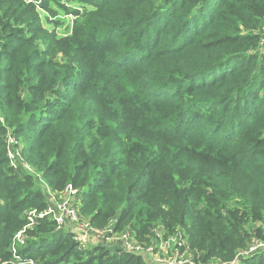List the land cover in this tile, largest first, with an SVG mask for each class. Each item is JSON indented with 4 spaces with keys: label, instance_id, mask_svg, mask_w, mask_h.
I'll return each mask as SVG.
<instances>
[{
    "label": "trees",
    "instance_id": "obj_1",
    "mask_svg": "<svg viewBox=\"0 0 264 264\" xmlns=\"http://www.w3.org/2000/svg\"><path fill=\"white\" fill-rule=\"evenodd\" d=\"M47 1L0 0V263L155 264L81 247L50 188L99 229L264 264L243 253L264 240V0H99L64 37Z\"/></svg>",
    "mask_w": 264,
    "mask_h": 264
},
{
    "label": "rangeland",
    "instance_id": "obj_2",
    "mask_svg": "<svg viewBox=\"0 0 264 264\" xmlns=\"http://www.w3.org/2000/svg\"><path fill=\"white\" fill-rule=\"evenodd\" d=\"M98 1L99 0H55V1L50 0L46 2V6L38 7V13L40 15L44 29L48 31L55 30L59 37H64L71 35L73 33L74 22L76 20H79V16L75 12L79 13L81 16L88 17L87 13L96 9L95 2ZM224 69L225 68L220 69L219 72H221ZM14 148L15 147L12 148L10 146L9 152L11 158L17 161V165H14L15 169L20 173L26 172V170L32 171V167L30 165H28L25 162H22L21 157L19 156L20 155L19 148L18 149L17 148L14 149ZM21 162L22 164L19 165V163ZM48 190H50V188H48ZM55 193L56 192L53 191H51V194L47 192V199L51 207L57 209L59 203L62 202V199L59 198ZM73 205H76L77 208L78 206L79 207L81 206V204L75 201V197L72 203L66 206L67 208L64 207L60 208L59 205L60 210L57 209V211H59L62 214L61 216H59L62 218V220L65 219V216L68 214V210L73 208ZM82 219L84 221H89L88 219L83 217ZM85 223L87 222H83L82 224L84 225ZM68 226H73L77 228L79 225L77 221L74 220V225H68ZM157 230L161 235V237H163V235L165 237L164 234L165 229L163 228V225L158 226ZM178 241H179L178 237L175 240H172L167 243H165L166 241L162 239L159 241H155L154 242L155 244L153 245L155 248L152 251H145L140 254L143 255L144 259L148 263L154 262L155 264H169V262L173 261L171 259L173 257H168V254L170 255L176 254L175 259L177 264H184L187 261H192V260L195 261V263L197 264L198 259L193 258L191 254L187 251L188 249H186L184 246H181V248L180 246L179 247L174 246L177 245ZM181 241L183 244L186 242L184 238H181ZM91 242L94 244L95 243L102 244L105 247H108L111 251H118L122 247L121 239L119 235L117 236L109 235L107 236V238H104L100 235L94 234L92 235ZM262 248H264V245H262L260 249ZM167 250L168 253L166 252ZM155 253H158L161 256V261L159 262L155 261V255H154Z\"/></svg>",
    "mask_w": 264,
    "mask_h": 264
},
{
    "label": "built area",
    "instance_id": "obj_3",
    "mask_svg": "<svg viewBox=\"0 0 264 264\" xmlns=\"http://www.w3.org/2000/svg\"><path fill=\"white\" fill-rule=\"evenodd\" d=\"M9 141H10V143H14V139H12V138H9ZM9 150H10V148H9ZM9 156H10V152H9ZM10 158H11V156H10ZM11 163H12L13 167L15 168L14 165H17V161H15L14 159L11 158ZM48 192L51 194V190H48ZM55 194L59 198L62 199V202L59 203L60 208L61 207L67 208L66 206H68L72 203V201L74 200V197H75V201H77V203H79V204H80V201L82 200V199L81 200L78 199V198H80L79 196L82 195V193H78L76 190L73 191L71 189H66L62 193L56 192ZM48 205H49V207L46 211V214H48L49 217L57 220L60 229H64V231L74 234L75 238L80 242L81 247H84V248L90 247V245H89L90 238L92 235L96 234V235H100L104 238H107V236H109V235H113V236L119 235L120 239H121V244H122L121 248L122 249L120 248L118 251H114L118 255L123 253L124 251H129V252L136 253V254H140V253L145 252V251H152L155 248L153 246L155 244L154 243L155 241H159L162 239V240L166 241L165 243H167V242H170L172 240H175L177 237L179 238V241H178L177 245H174V246H178V247L180 246V248H181V246H184L186 249H188L187 242H185L183 244L181 241V238H184L183 236L176 235V236L170 237L168 239H165L164 235H163V237H161V235L159 234V232L157 230L158 235L154 239L153 242H151L150 244L142 243L136 239L135 235L133 234V232L129 228H126L121 232H115L112 227H107L105 229H99V228L93 226L90 221H84L80 215V211L78 210V208H80L79 206L77 208L76 205H73V208L68 210L67 215H69V216L66 215L65 219L62 220V218L59 217L62 214L59 211H57V209L60 210L59 205H58L57 209L52 208L49 203H48ZM74 220H76L78 225H79L77 227L78 229L73 227V226H68V225H74ZM83 222H87V223H85L83 225L82 224ZM164 234H165V231H164ZM20 236H21L20 233H18L16 235V240H20L21 242H23V240ZM131 236H132V238H131ZM184 240L186 241L185 238H184ZM262 245H264V240L255 242L247 250H245L243 253L247 254L248 256H252V255L256 254L257 252L264 249V248L260 249ZM11 249L13 250L15 255H17L16 242L12 243ZM166 252L168 253V250ZM154 255H155V261L156 262L161 261V256L158 253H155ZM175 256H176V254H174V255L168 254V257H173V258H171L173 261L169 262V264H177ZM195 259H197V258H195ZM197 262H198L197 264H214L213 262H209V261L208 262H201L198 260ZM25 263L26 264H34L33 261H27ZM184 264H196V263H195V261L192 260V261H187ZM216 264H220V263H216ZM224 264H238V262H237V260H234L230 263H224Z\"/></svg>",
    "mask_w": 264,
    "mask_h": 264
},
{
    "label": "crops",
    "instance_id": "obj_4",
    "mask_svg": "<svg viewBox=\"0 0 264 264\" xmlns=\"http://www.w3.org/2000/svg\"><path fill=\"white\" fill-rule=\"evenodd\" d=\"M20 164H22V162L20 163ZM80 198H78L79 200H81L82 199V195H80L79 196ZM82 201V200H81ZM81 201H80V204H81ZM91 238H92V236H91ZM91 238H90V241H89V245H90V247L91 248H93L95 245H97L96 243L94 244V243H92L91 242ZM112 254H114V255H116V253L114 252V251H112Z\"/></svg>",
    "mask_w": 264,
    "mask_h": 264
}]
</instances>
